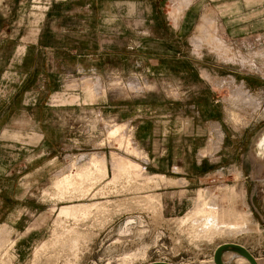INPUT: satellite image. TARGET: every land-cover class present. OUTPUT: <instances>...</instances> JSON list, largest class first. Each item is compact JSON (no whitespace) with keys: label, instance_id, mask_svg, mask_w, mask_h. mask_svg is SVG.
I'll return each mask as SVG.
<instances>
[{"label":"rangeland","instance_id":"374dc122","mask_svg":"<svg viewBox=\"0 0 264 264\" xmlns=\"http://www.w3.org/2000/svg\"><path fill=\"white\" fill-rule=\"evenodd\" d=\"M263 131L264 0H0V264H264ZM111 151L143 169L109 182ZM93 154L106 176L55 198Z\"/></svg>","mask_w":264,"mask_h":264},{"label":"bare ground","instance_id":"6f19581e","mask_svg":"<svg viewBox=\"0 0 264 264\" xmlns=\"http://www.w3.org/2000/svg\"><path fill=\"white\" fill-rule=\"evenodd\" d=\"M237 94H240L245 98L248 97L247 93L244 91V89H242V87L238 88ZM123 128L124 127H122L121 125H118V124L112 125L111 128L107 132L108 138L110 137V139H111V138H113V136L120 135V137L118 136L117 142H115V143H117L118 148L119 147L123 148L124 152L128 153L129 155L132 154L134 156H140V154L138 153V151L135 149V147L132 144L133 143L131 141L132 138L124 136V134L121 133ZM260 136L261 137L258 140L257 147H258L259 153L264 156V131ZM112 140H114V139H112ZM109 142H110V140H109ZM110 157H111L110 161L112 163V177L110 178L109 182L115 183L117 181L122 180L123 178H129L130 176L134 175L133 172L140 171L143 169L141 167V165L138 164V162L136 163L135 161H133L132 159H130L129 157H127L125 155H122L121 153L111 151ZM106 173H107V165H106V161H105V155L104 154H101V155L93 154L89 157L87 164L80 166V168L74 174H64L60 178L57 177L58 179L56 180V182L54 181L55 182V184H54V186H55L54 195L56 196L55 198L64 199L65 197H67L66 194H68L70 192L81 193L82 197H83L84 194H86L87 192L86 193L84 192L86 190L85 189L83 190L82 183H84V181H86V180H91V179L95 180L98 177H101V178L105 177ZM95 175H97V176H95ZM129 179H132V178L130 177ZM87 183H89V182H87ZM88 186H89V184H88ZM87 191H88V189H87ZM79 196H81V195H79ZM87 196H88V194H87ZM69 197H71V196H69ZM201 203H202L201 205L199 204V206H197V207L195 206V208L192 210L190 215H187V216H189L188 218H191L190 216H193L194 218L200 216V218L203 219L204 221L208 220L207 221L208 224L211 221L210 224L212 223V224L216 225L217 227L219 226L221 228H227V226L229 224L221 223L217 220L216 208L208 206L207 203L204 201ZM93 205H94V203H93ZM69 207L71 210V214H73V216H74V212L76 210L78 211V209H75L73 207V205L69 206ZM217 208H218V206H217ZM89 209L90 208H86V207L80 208L79 214L82 216H85ZM238 217L241 219L245 218V213L243 211H239ZM204 225L206 226L205 223H204ZM223 254L224 255L226 254L228 256L229 260H230V257H232V256L242 257L234 251H226ZM223 254H222V256H223ZM242 259H245V258L242 257ZM256 261H257V259H256ZM257 263L259 264L258 261H257ZM225 264H227V262Z\"/></svg>","mask_w":264,"mask_h":264},{"label":"crops","instance_id":"0c3cea01","mask_svg":"<svg viewBox=\"0 0 264 264\" xmlns=\"http://www.w3.org/2000/svg\"><path fill=\"white\" fill-rule=\"evenodd\" d=\"M231 4H233L234 5V3H229L228 4V7H227V9L229 10L230 9V5ZM195 13V8H192V9H189L188 8V10L186 11V13H185V18H186V21L184 22V24L186 25V24H189L190 22H191V20L194 18V14ZM209 22H211L210 21V17H209V15H206V14H204L201 18H200V22H199V24H198V30H200L201 32H202V30H204L206 27H207V25L209 24ZM220 45V44H219ZM240 87H242L241 85H239L236 89H235V92H236V94H237V91H238V88H240ZM243 89V88H242ZM96 88H95V86L94 85H92V84H90V83H87L86 85H85V97L86 98H88V99H90V98H92L93 96H95L96 95ZM102 94H103V91L101 92ZM56 97V96H55ZM76 99H77V97L76 96H73V95H71V96H62V97H59L58 96V99H57V101H61V102H72V101H76ZM229 189H231L232 191H234V188H229ZM229 189H228V191H229ZM226 194H228L229 196H231V193L230 192H226ZM228 202H229V206H231V204H232V200L230 199V200H228ZM225 212H227V209H224V211L222 212V214L223 213H225ZM225 214H223V216H224ZM229 215V214H228ZM230 216V215H229Z\"/></svg>","mask_w":264,"mask_h":264},{"label":"water","instance_id":"95a60500","mask_svg":"<svg viewBox=\"0 0 264 264\" xmlns=\"http://www.w3.org/2000/svg\"><path fill=\"white\" fill-rule=\"evenodd\" d=\"M226 251H234L238 253V255L244 257L249 264H258L255 257L249 252L247 248L239 243L234 242H224L216 246L213 252V262L214 264H225L221 256ZM146 264H173L171 262L166 261H152Z\"/></svg>","mask_w":264,"mask_h":264},{"label":"flooded vegetation","instance_id":"af4514ba","mask_svg":"<svg viewBox=\"0 0 264 264\" xmlns=\"http://www.w3.org/2000/svg\"><path fill=\"white\" fill-rule=\"evenodd\" d=\"M261 137V136H260Z\"/></svg>","mask_w":264,"mask_h":264}]
</instances>
